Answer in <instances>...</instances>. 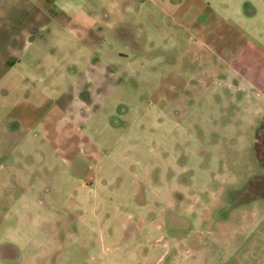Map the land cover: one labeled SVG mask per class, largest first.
Segmentation results:
<instances>
[{"label": "rangeland", "instance_id": "1", "mask_svg": "<svg viewBox=\"0 0 264 264\" xmlns=\"http://www.w3.org/2000/svg\"><path fill=\"white\" fill-rule=\"evenodd\" d=\"M256 41L241 72L224 68L198 99L176 102L172 117L166 102L156 118L140 106L85 181L71 179L59 150H14L28 162L19 174L28 187L0 193V264H264V196L244 192L264 176L253 146L264 117V32ZM229 76L236 88L223 84ZM7 176L0 164V184Z\"/></svg>", "mask_w": 264, "mask_h": 264}, {"label": "crops", "instance_id": "2", "mask_svg": "<svg viewBox=\"0 0 264 264\" xmlns=\"http://www.w3.org/2000/svg\"><path fill=\"white\" fill-rule=\"evenodd\" d=\"M263 9L249 0H0V155L16 165L0 163V193L28 187L19 175L28 162L14 150H59L71 179L85 181L140 106L156 118L166 102L172 117L224 68L241 72L264 32L255 28ZM235 79L223 84L236 88Z\"/></svg>", "mask_w": 264, "mask_h": 264}, {"label": "flooded vegetation", "instance_id": "3", "mask_svg": "<svg viewBox=\"0 0 264 264\" xmlns=\"http://www.w3.org/2000/svg\"><path fill=\"white\" fill-rule=\"evenodd\" d=\"M253 141L254 152L255 154L258 153V156L256 155L257 161L264 167V117L263 119L261 118V122L255 125ZM260 152H262V154H260ZM260 177L264 176L257 175L253 180H251V184L245 188L244 192L248 191L249 194H251V192H256L259 196H264V183L263 180H259Z\"/></svg>", "mask_w": 264, "mask_h": 264}]
</instances>
